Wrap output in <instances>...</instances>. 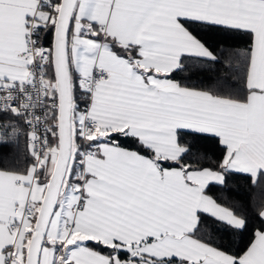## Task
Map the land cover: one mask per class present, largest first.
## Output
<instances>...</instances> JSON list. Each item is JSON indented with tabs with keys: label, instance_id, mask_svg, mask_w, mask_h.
Here are the masks:
<instances>
[{
	"label": "snow or ice",
	"instance_id": "snow-or-ice-1",
	"mask_svg": "<svg viewBox=\"0 0 264 264\" xmlns=\"http://www.w3.org/2000/svg\"><path fill=\"white\" fill-rule=\"evenodd\" d=\"M0 161V264H264V0H0Z\"/></svg>",
	"mask_w": 264,
	"mask_h": 264
},
{
	"label": "crops",
	"instance_id": "crops-1",
	"mask_svg": "<svg viewBox=\"0 0 264 264\" xmlns=\"http://www.w3.org/2000/svg\"><path fill=\"white\" fill-rule=\"evenodd\" d=\"M22 31H23L22 24H19V26H16V21L14 20V26L11 29H9L8 39L11 41L12 46L16 50H19V47L23 44V39H22V36L20 35V33H22ZM8 191H9V193H15V192H18L19 190L15 189L14 186H9ZM40 191H43V190L42 189H34V192H33V198L34 199H42L43 198L39 195ZM24 192L26 193L27 190H24ZM16 198H19V197H16Z\"/></svg>",
	"mask_w": 264,
	"mask_h": 264
},
{
	"label": "water",
	"instance_id": "water-1",
	"mask_svg": "<svg viewBox=\"0 0 264 264\" xmlns=\"http://www.w3.org/2000/svg\"><path fill=\"white\" fill-rule=\"evenodd\" d=\"M52 171H54V169L52 170ZM49 195H51L52 196V198H53V200L55 199V189H52L51 190V192L49 193ZM43 199H45V207H48V205H47V197H43ZM48 210L50 211L51 209H50V207H48ZM38 212H43V208H39V210H38ZM45 219H46V217H45ZM31 240H29V243L31 244Z\"/></svg>",
	"mask_w": 264,
	"mask_h": 264
},
{
	"label": "trees",
	"instance_id": "trees-1",
	"mask_svg": "<svg viewBox=\"0 0 264 264\" xmlns=\"http://www.w3.org/2000/svg\"><path fill=\"white\" fill-rule=\"evenodd\" d=\"M7 151V150H6ZM15 164L14 162H11V161H0V167H14ZM243 179H246V178H242Z\"/></svg>",
	"mask_w": 264,
	"mask_h": 264
},
{
	"label": "rangeland",
	"instance_id": "rangeland-1",
	"mask_svg": "<svg viewBox=\"0 0 264 264\" xmlns=\"http://www.w3.org/2000/svg\"><path fill=\"white\" fill-rule=\"evenodd\" d=\"M53 170V169H52ZM39 210V208L37 209V211Z\"/></svg>",
	"mask_w": 264,
	"mask_h": 264
}]
</instances>
